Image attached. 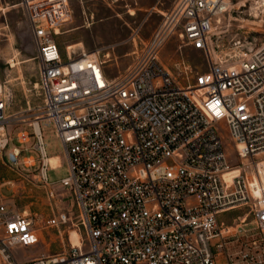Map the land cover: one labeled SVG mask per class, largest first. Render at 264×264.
<instances>
[{"label":"built area","instance_id":"1","mask_svg":"<svg viewBox=\"0 0 264 264\" xmlns=\"http://www.w3.org/2000/svg\"><path fill=\"white\" fill-rule=\"evenodd\" d=\"M226 4L175 0L130 64L111 77L99 51L62 50L57 27L71 15V0H21L44 99L39 130L33 122V131L19 129L16 139L28 145L7 150L14 138L9 96L0 91V157L11 165L6 155L16 164L24 149L40 152L33 175L53 211L43 223L78 231L82 244L69 254L18 259L15 249L36 244L39 227L12 196H2L0 262L264 264V43L239 57L214 54L212 31ZM175 36L204 52L206 68L185 58L172 67L164 62L161 51ZM46 124L56 129L69 166L55 180L48 170L62 165L48 161ZM227 135L238 163L230 162ZM240 206L255 227L244 226L245 215L237 224L223 218Z\"/></svg>","mask_w":264,"mask_h":264},{"label":"rangeland","instance_id":"2","mask_svg":"<svg viewBox=\"0 0 264 264\" xmlns=\"http://www.w3.org/2000/svg\"><path fill=\"white\" fill-rule=\"evenodd\" d=\"M174 1L71 0V15L57 27L60 33L57 40L63 51L66 45L83 42L87 50L99 51L98 54L107 59L106 67L111 75L118 74L130 64L136 45L154 32L163 18L162 13L172 7ZM227 1L228 9L216 19L211 46L215 55L239 57L264 43V5L260 8L259 15L255 16L257 0ZM262 1L264 4V0ZM181 44V39L175 36L164 45L161 57L167 65L172 67L176 60L185 58L197 63L201 69L206 68V57L201 49ZM0 83L4 85L3 92L9 96L8 129L14 138L7 150L14 143L25 147L28 144L19 143L16 133L22 128L33 131L32 122L41 119L40 107L44 95L40 85L37 50L21 0H0ZM43 136L47 154L64 155V146L53 125H43ZM34 141L33 135L31 143ZM227 144L230 162H240L236 144L228 135ZM27 155L32 156L27 159V164L35 162L33 165L28 166L24 162ZM260 156L264 158L263 153ZM5 159L12 166L4 163L0 157V175L5 178L2 192L12 196L13 203L19 210L34 217L40 235L36 244L15 249L16 257L25 259L35 255L72 252L70 237L76 230L63 226H46L43 223V218L53 211L45 189L33 175L39 171L40 152L37 149H24L16 164L7 155ZM168 162L171 163L172 160ZM68 174L66 160L61 167L48 170L51 180ZM244 215V226L255 227L256 221L246 206L225 213L223 218L230 224H237L240 221L238 216Z\"/></svg>","mask_w":264,"mask_h":264},{"label":"bare ground","instance_id":"3","mask_svg":"<svg viewBox=\"0 0 264 264\" xmlns=\"http://www.w3.org/2000/svg\"><path fill=\"white\" fill-rule=\"evenodd\" d=\"M226 5H227V9H228V5H229V2L226 0ZM256 5H255V8H256V10H255V16H258L259 15V10H260V8L264 5L263 4V1L262 0H257L256 2ZM262 12V11H261ZM220 20H221V18H220ZM219 21V20H218ZM57 32H58V30H57ZM82 46H83V43H78V44H76V45H67V47L71 50V49H73V48H82ZM92 52V51H91ZM93 53H97V51L96 52H93ZM246 54V53H245ZM3 88H4V85L3 84H1L0 83V91L1 90H3ZM39 120H35L34 121V123L36 124V127H37V129L39 130V128H40V125H39ZM31 159V158H30ZM48 161L51 163V165L52 166H58V165H60V160L58 159V158H54V157H48ZM28 162V161H27ZM30 162V161H29ZM31 162H32V160H31ZM259 169H260V172H261V174H260V176H258V178H259V180L262 182V184H264V159L262 160V161H260V164H259ZM235 171H237V170H235ZM232 172H228V173H226V175H228V174H231ZM257 193L259 194L260 193V190L259 189H257ZM244 220H246V218H244ZM71 240H72V244H73V248H76L78 245H80V244H82V238H81V234L78 232V231H74L73 233H72V237H71Z\"/></svg>","mask_w":264,"mask_h":264},{"label":"crops","instance_id":"4","mask_svg":"<svg viewBox=\"0 0 264 264\" xmlns=\"http://www.w3.org/2000/svg\"><path fill=\"white\" fill-rule=\"evenodd\" d=\"M80 42H82V41H80ZM82 43H83V42H82ZM77 44H78V43H77ZM82 48H85V49H86L84 43H83ZM92 52H96V51H92ZM109 75H110L111 77H115L117 74H115V75H111V74L109 73ZM48 155H51V156H48V157L58 158V159L60 160V164H61V165H63L64 161L66 160L65 153H64V155H62V154H48ZM58 155H59V156H58ZM34 158H35V157H34ZM3 186H4V184H3ZM3 186L0 187V197H2V196H7L6 194H4V193L2 192V188H3ZM12 195H13V194H12Z\"/></svg>","mask_w":264,"mask_h":264},{"label":"water","instance_id":"5","mask_svg":"<svg viewBox=\"0 0 264 264\" xmlns=\"http://www.w3.org/2000/svg\"><path fill=\"white\" fill-rule=\"evenodd\" d=\"M10 158H11L12 160H16V157H15V155H13V154L10 155Z\"/></svg>","mask_w":264,"mask_h":264}]
</instances>
